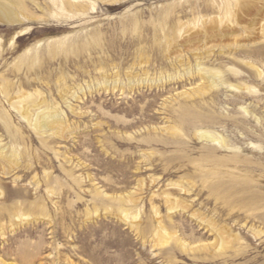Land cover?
<instances>
[{"label": "rangeland", "instance_id": "374dc122", "mask_svg": "<svg viewBox=\"0 0 264 264\" xmlns=\"http://www.w3.org/2000/svg\"><path fill=\"white\" fill-rule=\"evenodd\" d=\"M58 1L0 23V264H264V0Z\"/></svg>", "mask_w": 264, "mask_h": 264}, {"label": "bare ground", "instance_id": "6f19581e", "mask_svg": "<svg viewBox=\"0 0 264 264\" xmlns=\"http://www.w3.org/2000/svg\"><path fill=\"white\" fill-rule=\"evenodd\" d=\"M10 1L11 0H0V23H4V24H8V25H19V24L22 23L23 18L21 16V13H19V11L17 12V11L13 10L12 8H10L8 6V3ZM53 1L54 0H51V2H53ZM75 1H77V0H59L58 1L59 3H57V5L59 6L58 8H60V10L61 9L62 10H67L69 8H73L74 9V7L75 8L76 7H82V5H80V4H73V2H75ZM78 1H83V2L90 1V3H92V5L95 6V4H94V1L95 0H78ZM227 1H230V0H227ZM100 3H101V1H100ZM242 6H244V5H242ZM248 7L247 6H244L243 7L244 11L246 9H249ZM226 11L228 13V8L227 7H226ZM244 11H242V12H244ZM247 12H249V11H247ZM63 13H65V12L63 11ZM213 22H216V19L215 18L213 20H211L210 25L205 26V28L202 31L197 32L195 35L198 36L201 33H207L208 34V37L216 36V34H218V29L216 27L218 25L215 26ZM194 32H195V30H194ZM199 64L200 63H198V65ZM197 73L201 77H204V76L207 75V73L204 71V69L199 68V66H198ZM105 84H107V81L105 83L103 82V84L102 83L101 84L99 83L98 86H101V85L103 86ZM9 87H11V86L9 85ZM9 87L7 86L6 88H4V91H3V93L5 95V98H6V101L11 105V107L13 108V110H15V111L18 112V114L20 115V117L24 121H26V123L38 135H41V136L42 135L58 136L59 138H61V137L63 138L65 136V131L69 127L66 125L65 117L63 115L64 113H63V111L60 109V107L58 105H52L51 106V114L50 115H46L45 112H44V110L42 109V105L44 103V100L42 99V97H40V93H36L37 95H35L34 98L32 99V97L30 95L31 93L25 94V93H22L21 92V93L18 94L19 91L17 90L18 91L17 94L15 93V95L12 96L10 94L9 90H8ZM114 88H116V87L114 86ZM78 90H81L82 91V88L80 87ZM78 90H73L72 91V88H71L64 95H61V99L64 100L65 103L68 104V108L71 110V112H74L75 109L71 106V104L69 102H67V99H78V98H80L79 97V94H78ZM32 108H37V110H38V113H37V115H36L35 118L32 115ZM202 135L211 138V136H209L205 132H203ZM0 161H3V162L6 161V163L4 162L6 165L1 162L3 164L2 165L3 166V170H5V171H7L9 169V167H11L12 165L16 164V160L14 158H12V156H9L6 153H4V151H0ZM49 193L50 194H53V191L52 190H49ZM120 212L123 215L122 217H124L123 219H125V218L128 217L127 216L128 213H127V211L125 209L120 210ZM161 229H163V227L160 228V231H161ZM159 239H160V243L161 244H164L165 242H167L170 239V237L168 235H166L163 232V230H162L161 233H160V238ZM177 243L179 245H182V243L180 241H178ZM225 243L226 242L224 241V238H221V240H219L217 243H215V246H218L219 248H222ZM4 264H7V263L5 262ZM9 264H15V263L11 262Z\"/></svg>", "mask_w": 264, "mask_h": 264}]
</instances>
